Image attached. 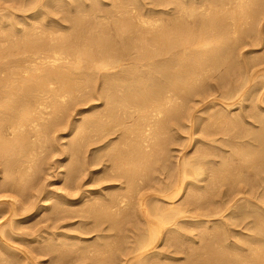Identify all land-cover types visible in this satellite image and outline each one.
<instances>
[{"label":"bare ground","instance_id":"6f19581e","mask_svg":"<svg viewBox=\"0 0 264 264\" xmlns=\"http://www.w3.org/2000/svg\"><path fill=\"white\" fill-rule=\"evenodd\" d=\"M59 1L0 0L1 189H34L48 164L40 155L63 128L81 129L67 172L72 183L99 164L90 172L105 180L96 179L103 184L96 190L77 180L62 193L38 189L0 207V264H41L36 252L59 262L64 251L77 254L67 264H180L175 240L186 237L191 253L177 252L193 257L181 264H264V66L244 63L241 46L248 25L263 19L264 0H150L156 9L146 0H113L115 9L132 4L136 12L111 18L109 27L104 12H92L103 0H69L67 9ZM57 14L61 35L49 28ZM18 18L28 27L39 20L25 36ZM234 120L220 142L215 126ZM180 129L186 147L201 144L199 154L171 166L167 150L177 141L168 133ZM225 146L237 153L224 159ZM41 211L50 220L77 217L68 228L80 234L60 233L52 220L43 230L27 228ZM91 232L96 240L84 236ZM71 238L77 245L63 246ZM171 240L175 251L162 252Z\"/></svg>","mask_w":264,"mask_h":264},{"label":"rangeland","instance_id":"374dc122","mask_svg":"<svg viewBox=\"0 0 264 264\" xmlns=\"http://www.w3.org/2000/svg\"><path fill=\"white\" fill-rule=\"evenodd\" d=\"M71 2V1H69V0H64V3H63V1H59V2H61L60 4H64L63 6H62V8H60V9H64L65 7V9H67V7H69V8H73L74 6H71L70 7V5L69 6H67V4H68V2ZM104 1V3H106L105 5H103L104 3L103 2H97L98 4H95L94 6H96L93 10H92V12H95V10H96V13H97V11L98 10H100V14L101 13H103V14H101V20L102 19H105V21L104 20H102L103 22L102 23H104V24H107V26L108 25H110L111 26V22H112V20H111V18L113 19V21L115 20L114 18H115V16H121V15H123V14H126L127 16H129L131 13L130 12H132V13H135L136 12V7L134 6V5H129V6H127V7H125V8H121V10L119 11L118 10V8H116L117 9V11H116V13L114 12L116 9L114 8V1L113 0H103ZM126 1V0H125ZM145 0H142V2H144ZM87 2H90V0H87ZM150 3V0H146L145 2H144V4H146L147 5V3ZM18 3H19V1H18ZM18 3H16V7H20L19 6V4ZM103 3V4H102ZM149 3H148V7L147 6H145L146 8H149V7H156V6H152V4H151V6H149ZM11 4V3H10ZM13 4V3H12ZM109 4V5H108ZM113 4V5H112ZM104 6H105V8H104ZM112 8V10L113 9H115L114 11H112L111 10V8ZM64 7V8H63ZM132 7V8H131ZM100 8V9H99ZM107 8V10L105 11L104 9H106ZM126 8H128V10L129 11H127L126 10ZM160 9V8H163V7H161V6H157V9ZM131 9V10H130ZM156 9V8H155ZM158 9V10H159ZM31 10V9H30ZM30 10H28V11H30ZM102 10V11H101ZM114 13H111V11ZM128 12H126V11ZM25 12V13H29V12ZM32 11V10H31ZM34 11V10H33ZM110 11V12H109ZM134 11V12H133ZM91 12V13H92ZM30 13H33V12H30ZM99 14V13H98ZM99 14V15H100ZM105 14V16H107L106 18L103 16ZM110 14H112V15H110ZM116 14V15H115ZM126 15H123V16H126ZM102 16H103V18H102ZM109 16H112V17H110L109 18ZM114 16V17H113ZM197 16H200V15H197ZM196 16V20L197 21H199L198 20V17ZM54 17H56V18H54L55 19V22H53L50 26H49V28L52 30H54V33L59 29V19H60V16L57 14V15H54ZM59 18V19H58ZM163 18H164V20H166V16L164 15L163 16ZM201 17H199V19H200ZM205 18H207L206 16H205ZM217 18V17H216ZM58 19V20H57ZM4 21H6L7 19H3ZM24 21V19H20V18H18L17 19V22L18 23H22L21 25L22 26H24L23 28H25V27H27L28 29H24L25 30V36H27V34H29V30H32L33 31V29H31V28H33L35 25H36V23H37V21L39 20V18H38V20L37 19H32V20H30L29 19V21H30V26L31 27H28L25 23V21H24V23L23 22H21V21ZM37 20V21H36ZM109 21H110V24H108L109 23ZM167 21V20H166ZM165 21V22H166ZM1 23H2V21H1ZM58 23V24H57ZM63 23V22H62ZM113 23V26H115V24H114V22H112ZM260 23V24H259ZM258 24H256V26H250L249 27V25H248V28L252 31L251 33H249L247 36L248 37H246V38H244L243 37V39L242 40H247V41H250V43L251 42H256V43H252V44H249V42H247L246 41V43L245 44H249L250 45V47H248V46H246V45H244V43L243 42H245V40L244 41H242L241 43V46H242V52L245 54H242L244 57H246V59L245 58H242V60H243V62L244 63H247V64H249L250 66L251 65H256V67L258 68V67H263L264 66V37H263V35H264V17H263V19L261 20V22H259ZM192 25V24H191ZM190 25V26H191ZM258 25V26H257ZM33 26V27H32ZM109 27V26H108ZM247 27V26H246ZM258 27V28H257ZM30 28V29H29ZM255 28V30H253ZM257 29L259 30V34H258V32H257ZM32 31L30 32V33H32ZM60 31V32H59ZM256 31V32H255ZM263 34H262V33ZM62 33H64V31H61V30H58L55 34H59V35H61ZM254 34H255V36H254ZM257 34H258V36H257ZM31 35V34H30ZM251 35H253L252 36V38L250 37ZM260 35V36H259ZM2 35H0V37H1ZM249 37H250V39H249ZM257 37H258V39H257ZM261 37H263V39L261 38ZM3 37H1L0 38V41H1V39H2ZM255 38V39H254ZM253 39V40H252ZM3 40V39H2ZM261 40H263V41H261ZM4 41V40H3ZM227 41H229L228 39H227ZM263 42V43H262ZM1 43H3V42H1ZM258 43V44H257ZM244 45V46H243ZM256 50V51H251L252 53H251V56H250V50ZM261 50V51H260ZM249 51V52H248ZM246 52V53H245ZM255 55V56H254ZM263 56V57H262ZM259 58V60H257V61H260V62H258L257 63V61H256V59H258ZM260 58H261V60H260ZM247 60H249L250 62H252L251 64H250V62L249 61H247ZM247 61V62H246ZM263 61V62H262ZM258 64H259V66H258ZM254 66H252V67H254ZM259 81V80H258ZM92 103H93V101H89L88 102V104L86 103V105H80V107H78V108H85L86 110H87V108H89L91 105H92ZM86 113V118H84L83 120H82V123L83 122H85L86 120H87V117L90 115V112L89 111H87V112H85ZM85 113H84V115H85ZM76 114H74V118L75 117H77V115L75 116ZM72 117V118H73ZM238 121H236V120H234L233 121V123H231V125H217V126H215V128L214 129H216L217 130V136L216 137H218L219 138V141L221 142L223 139L226 141L227 140V136H228V138H229V133L228 134H225V132L223 131V130H225V129H227V128H229V127H234V126H236V123H237ZM213 128V127H212ZM186 129V128H185ZM185 129H180V130H178L179 131V133H177L178 131H176L175 132V130L174 131H171L170 133H168L169 135L168 136H172L174 139H175V141H177V142H181L182 143V147H181V143L179 142V145H180V147H179V145L177 144V142H174L173 141V139L172 138H170V141H172V142H174L173 144L170 142V144H169V148H168V150H167V152L170 150L171 152H168L169 153V157H170V160H172V161H169L168 160V163H170L171 164V166L173 165L172 164V162H175L176 160L175 159H177V157L178 158H182V157H184V155H185V157H189V155L190 156H193V155H195V154H199L198 153V151L196 152V150H198L199 148V145H201V144H198L197 145V143L196 144H194L195 142L194 141H192V143H191V147L189 146V147H186L187 145V140H185V139H187V138H182L183 137V135H185V136H188V135H186V133H187V131H185ZM67 130V131H66ZM69 130V131H68ZM79 130H81L80 128H78L76 131L78 132ZM76 131H74L75 133L74 134H71V131H70V129L68 128V129H65V128H63V130H59L58 132H56L55 134H54V136H55V142L56 143H54V145H53V142H50V144L48 143L47 144V147H48V149L45 151V152H43L41 155H40V158H45L46 160L45 161H47V165L45 164L44 166H46V168L44 167V169H42V171H41V173H40V177L38 178V181H36L37 183H34V189H32V190H28V189H25V190H21V191H19V192H17L18 194H19V196H17L18 194L17 193H15L16 191H4V190H2L1 189V185H2V181L0 182V207H8L9 205L8 204H10V203H12V202H16L17 201V197H18V199H20L21 198V196H22V200L23 201H28V200H30V195L31 194H33V192L35 193V191H37L38 189H40L41 191H43V192H46V190L48 191V190H50V191H52V190H56L58 193H62L63 192V189L66 187V186H70V185H73L74 184V182H75V180H77L76 178H75V180H74V182L72 183V181H71V179L70 178H68V174H67V172H69V169H71L70 167H72L71 166V160L73 159L74 160V157L72 158V156H73V153H72V148H75V138H76ZM181 131H182V133H184V131H185V133L184 134H182L181 133ZM173 132V133H172ZM197 132V131H196ZM195 132V137H199L200 135H199V133L197 132L196 133ZM219 132V133H218ZM172 133V134H171ZM71 134V135H70ZM225 134V135H224ZM176 137H175V136ZM197 135V136H196ZM71 138H70V137ZM73 136V137H72ZM182 136V137H181ZM184 136V137H185ZM58 137V138H57ZM97 137V136H96ZM57 138V139H56ZM63 138V139H62ZM65 139V140H64ZM182 139H183V142H182ZM223 140V141H224ZM71 142H72V144H71ZM74 142V143H73ZM186 142V144H184ZM58 143V144H57ZM67 144H68V148H67ZM172 144V145H171ZM177 144V145H176ZM193 144V145H192ZM185 145V146H184ZM174 148H173V147ZM196 146V147H195ZM62 147V148H61ZM70 147H71V149H70ZM94 147V145H89L88 146V148L89 149H94L93 148ZM183 147H184V149H183ZM67 148V152L65 151V149ZM180 149V150H178V149ZM181 148H182V150H181ZM230 148V147H229ZM171 149H173V150H171ZM224 149H227V153H225V154H227V156L225 155V157H224V159H228V158H230L231 156H229V154H234L235 155V153H237V151H234L233 153H232V149L230 150V149H228L227 148V146H225L224 147ZM64 150V151H63ZM179 151V152H178ZM188 151V152H187ZM231 152V153H230ZM67 153V154H66ZM88 155L89 154H91V153H89V151H88V153H87ZM189 154V155H188ZM42 155H43V157H42ZM48 155V156H47ZM53 155V156H52ZM57 155V156H56ZM70 155V156H69ZM173 155V156H172ZM177 155V156H176ZM45 156V157H44ZM59 156V157H58ZM71 157V158H70ZM172 157V158H171ZM174 157V158H173ZM228 157V158H227ZM65 159L64 160V163L63 162H60L61 161V159ZM48 159V160H47ZM72 160V165H73V161ZM167 163V164H168ZM59 164H62L61 166H59ZM64 164V165H63ZM49 166V167H48ZM95 166V165H94ZM48 167V168H47ZM59 167V168H58ZM93 167V166H92ZM91 167V169H89V172H88V174H87V171H82L80 174H78V179L79 180H77V182H80V183H85V185H84V187H86L87 189H95L96 190V188L97 189H99V187L101 188V187H103V184H100V186H99V184H98V181L96 180V179H98L99 180V178H100V180H102V182H104V174L102 173V172H99V174L97 173V174H95V173H93V172H90V170L91 171H94V170H97V169H100V167H102V165H100L99 164V166L98 165H96L95 167H93L92 168ZM209 169H207V171H208ZM59 173H61L60 175H59ZM63 173V174H62ZM44 174V175H43ZM87 174V175H86ZM156 174V173H155ZM158 175H156L157 177L159 176V173H157ZM3 174L2 173H0V177L2 176ZM62 175V176H61ZM66 175V176H65ZM42 176H43V178H42ZM162 176V177H161ZM165 177V175L164 174H162V175H160V178L161 179H163L164 177ZM77 177V176H76ZM103 177V178H102ZM156 177V178H157ZM69 180H68V179ZM102 178V179H101ZM157 179H159V178H157ZM40 180V181H39ZM96 181H97V183H96ZM44 183V184H43ZM72 183V184H71ZM38 184H40V185H38ZM62 184V185H61ZM68 184V185H67ZM48 185V186H47ZM93 185H94V187H93ZM96 185V186H95ZM102 185V186H101ZM41 186V187H40ZM37 187V189L35 190V188ZM40 187V188H39ZM62 187V188H61ZM145 188V187H144ZM1 190H2V192H1ZM40 190L39 191H37L36 193L38 194L39 192H40ZM31 191H33L31 194L29 193V192H31ZM3 192H4V194H3ZM3 194V195H2ZM13 195L12 196V198H11V196L10 195ZM25 194H28V195H25ZM16 197H15V196ZM8 197V198H7ZM15 197V198H14ZM11 198V199H10ZM8 199V200H7ZM10 201V202H9ZM51 201L52 202H50V200L49 201H47L46 202V204L47 205H49V204H52L54 201H55V198H52L51 199ZM2 202H3V204H2ZM8 205V206H6V205ZM2 205V206H1ZM5 205V206H4ZM38 216V217H37ZM46 216H47V218H46ZM43 217H45V218H43ZM35 220H34V219ZM50 218H51V216H49V215H47V214H45V212H43V211H41V212H39L37 215H35L34 217H32L31 218V220H29V221H27V222H29V224L28 223H26L25 225H26V227L28 226V227H30L31 226V228L32 229H34V230H37L38 229V227H40V228H42V230L43 229H45V227H50V226H52L53 224L51 223L52 221H53V223H54V226L55 225H57V226H60V228L57 230V231H60V233H66V232H69V234H80L79 233V231H76V233L74 232L76 229V227H71V226H69V228H68V224H71V223H74V222H78L79 221V219L76 217V218H73V219H67V218H65L64 220H62L63 218H61V219H59V220H56L54 217H53V215H52V218L54 219H51L50 220ZM46 219H48V220H46ZM43 220V221H42ZM44 220H45V222H44ZM67 220V221H66ZM72 220V221H71ZM3 222V219H0V222ZM38 221H40L39 223H38ZM49 221H50V223H49ZM64 221V222H63ZM71 222V223H70ZM28 224V225H27ZM44 224H46L45 226H44ZM50 224V226H48ZM52 224V225H51ZM64 225H65V227H64ZM44 226V227H43ZM76 226V225H75ZM199 226L201 227H203V225H197V229L199 230V229H201V228H199ZM25 227V228H26ZM27 227V228H28ZM131 226H126V234H127V236H128V229L130 228ZM205 227H206V225H205ZM205 227H203L202 229H204ZM26 228V231H29L28 229ZM31 228H30V230H31ZM196 229V230H197ZM201 229V230H202ZM70 230V231H69ZM73 230V231H72ZM31 231H33V230H31ZM30 231V232H31ZM194 231V232H193ZM196 231H195V229L194 230H192V233L190 234V236H193V235H195V234H193V233H195ZM131 234V233H130ZM193 234V235H192ZM197 234H199V232L197 231V233H196V235ZM205 235V234H204ZM85 237H87V238H91V240L93 241V240H96L97 238H96V236H97V233H95V232H91V233H87L86 235H84ZM130 236V235H129ZM93 238V239H92ZM128 238V237H127ZM127 238H126V240H127ZM198 238V237H197ZM196 237H195V239H196V241L199 239H197ZM188 239V237H186V238H184V239H182L181 240V238H177V240H175V241H178L179 243V246L180 247H177L176 245H177V242H176V245H174V241L173 240H171V243H172V246H173V248H174V250H173V248L171 247V249L170 248H168L167 246V248L165 249V248H161V245H162V247H164V245H163V243H161V245L159 246L160 248L159 249H161V251L162 252H164L165 250H167L168 252H170L171 251V254L175 251V248H176V251H175V254H172V256L173 255H176V256H174V257H176V258H178V260L179 261H181L180 262V264L181 263H183V261H185V259H186V261H188V259H190L191 257H193V256H191L190 258L188 257V256H186V257H184L183 258V255L185 256V255H189V253H191V249H192V247H194L195 246V244H194V246H193V244H191L190 242H189V240H187ZM44 240H45V238H44ZM74 241V239H69V240H67V241H64V243H65V245L63 244V246H68L69 244L68 243H70V241ZM188 241V243H190V245H191V247H190V245H187L188 243H186L187 241ZM71 241V243H70V245H73V246H75V245H77V243L74 241V242H72ZM186 241V242H185ZM199 241V240H198ZM183 242V243H182ZM74 243V244H73ZM169 243V242H168ZM184 244V246L182 245V244ZM66 244H68V245H66ZM169 245V244H168ZM182 245V246H181ZM185 245H187L186 246V248H185V251L186 250H191V251H187L188 252V254H187V252H186V254H184V253H182V251L184 250L183 248L185 247ZM62 246V248H64ZM181 247H183L182 248V250L180 249ZM181 252H180V251ZM173 251V252H172ZM177 251H179L181 254H183V255H180V253L178 254V252ZM62 253V252H61ZM67 252L66 251H64V253L63 254H65L64 256L62 255V257L64 258V261H63V258L61 259L60 258V260H58L59 262H61V260H62V262L60 263V264H64L65 262H66V264L68 263V262H70L71 260H69V259H72L74 256H76L77 254L75 253V255H74V253H70V254H72V255H69V254H66ZM33 254V256L38 260V261H40L41 262V264H59V262H57V261H55L54 260V258H53V256H51L52 254H44V253H32ZM37 255L38 256H40V257H38L37 258ZM67 255V256H66ZM68 255L70 256V257H68ZM74 255V256H73ZM179 255V256H178ZM2 256H4V255H2ZM1 255H0V257H2ZM73 256V257H72ZM65 257H67V259H65ZM72 257V258H71ZM180 257V258H179ZM45 258V259H44ZM40 259V260H39ZM159 259V262H161V261H163L162 259H161V257H158L157 259H156V261ZM182 259H184V260H182ZM8 260V262H6V264H15V260H11V259H7ZM10 260V261H9ZM185 261V262H186ZM73 264H80V263H73ZM81 264H83V263H81Z\"/></svg>","mask_w":264,"mask_h":264}]
</instances>
